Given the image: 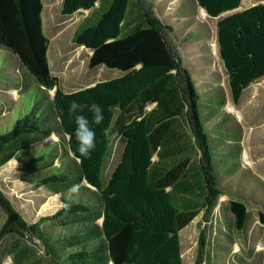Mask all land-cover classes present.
<instances>
[{
    "label": "trees",
    "instance_id": "1",
    "mask_svg": "<svg viewBox=\"0 0 264 264\" xmlns=\"http://www.w3.org/2000/svg\"><path fill=\"white\" fill-rule=\"evenodd\" d=\"M193 2L217 18L237 9L241 0ZM130 7L138 16L134 21L127 20ZM42 10L41 0H0V55L10 62L1 74L8 81L1 84L21 99L29 87L36 90L28 112L0 133V169L20 163L23 182L50 191L58 198L57 207L29 224L0 190V242L12 238L4 252L12 264H37L30 245L36 240L46 264H183L180 231L201 213L204 221L212 220L227 192L219 175L226 163L215 160L206 126L215 122L226 131L225 116L231 115L201 120L200 95L174 28L156 16L151 0H61L62 17L89 12L72 37L90 51L88 69L122 73L64 93L48 65ZM93 13L98 17L90 21ZM216 38L236 105L244 90L264 76V3L219 19ZM206 93L220 101V109L225 106L221 90ZM73 100L89 118L92 104L104 113L89 158L77 151L75 117L69 113ZM15 102L1 100L0 116L9 114ZM234 149L237 163L239 143ZM114 152L117 158L108 171ZM73 184L80 189L65 208ZM225 212L236 231L244 230L248 212L243 202L231 199ZM258 220L264 224L263 212ZM205 229L194 264H214L207 260Z\"/></svg>",
    "mask_w": 264,
    "mask_h": 264
},
{
    "label": "rangeland",
    "instance_id": "2",
    "mask_svg": "<svg viewBox=\"0 0 264 264\" xmlns=\"http://www.w3.org/2000/svg\"><path fill=\"white\" fill-rule=\"evenodd\" d=\"M151 1L155 4L156 16L174 28V36L178 41L185 67L200 95L201 120H221L225 116L224 113L232 116H225V126L230 125L226 131L219 130L215 122L206 126L210 137V150L215 160L226 163L219 175L221 183L227 187V192L219 198L212 220L204 221L201 213L180 231L182 263L194 264L202 230L206 228L205 243L208 241L209 246L205 250L208 251L207 260L210 263L264 264V224L258 220V213H264V76L251 83L244 90L238 104L233 105L226 72L217 52L216 38V24L219 19L233 13H241L247 9L246 6L264 2L241 0L237 9L211 18L195 6L193 0ZM41 2L42 30L49 40L47 60L53 76L58 78V87L64 93L76 92L122 75L118 70L104 67L88 69L90 51L73 43V34L88 15V11L62 17L61 0ZM96 15L93 13L90 21L95 20L98 17ZM137 17L135 9L130 7L127 20L134 21ZM9 63L0 55V101L7 100L9 103L16 100V106L8 109L11 110L9 114L6 112L0 116V128L4 127L0 133L12 127L16 120L28 112V102L32 101L36 91L34 87H29L21 99L16 91L7 90L1 84L8 81L7 77L3 78L1 74L2 71H7L5 67H8ZM215 88L221 90L226 99L222 109L220 101L209 98L206 93ZM232 118L234 123L230 121ZM238 143L241 156L236 163L234 148H237ZM216 149L224 151L218 153ZM116 158L117 152H114L109 160L108 171L112 169ZM231 162L233 167H230ZM0 190L29 224L37 221L40 216L54 213L57 207L58 198L50 191L42 187L28 186L23 182L21 164L17 162H9L0 169ZM231 199L239 200L247 207L248 219L242 231L234 229L231 215L225 212L226 204ZM3 217L0 210V226ZM11 241L12 238L7 237L0 242V260L4 257L1 264H12L11 258L3 249ZM30 245L36 251L37 264H46L43 260L44 252L37 241L32 240Z\"/></svg>",
    "mask_w": 264,
    "mask_h": 264
},
{
    "label": "clouds",
    "instance_id": "3",
    "mask_svg": "<svg viewBox=\"0 0 264 264\" xmlns=\"http://www.w3.org/2000/svg\"><path fill=\"white\" fill-rule=\"evenodd\" d=\"M83 107L79 102L73 100L69 105V113L75 117L73 134L77 142V151L81 158H89L96 147L95 126H99L104 121V113L98 104H92L89 108L92 115L89 118L87 115L82 114ZM79 189V184H73L67 189L66 200L68 203L64 204L65 208L71 206L70 202L74 194L79 192Z\"/></svg>",
    "mask_w": 264,
    "mask_h": 264
},
{
    "label": "crops",
    "instance_id": "4",
    "mask_svg": "<svg viewBox=\"0 0 264 264\" xmlns=\"http://www.w3.org/2000/svg\"><path fill=\"white\" fill-rule=\"evenodd\" d=\"M247 8H249V6H246ZM48 65H49V68H50V64H49V62H48ZM50 71H51V69H50ZM51 73H52V75H53V72L51 71ZM263 78V77H262ZM51 95H53V92H51Z\"/></svg>",
    "mask_w": 264,
    "mask_h": 264
}]
</instances>
